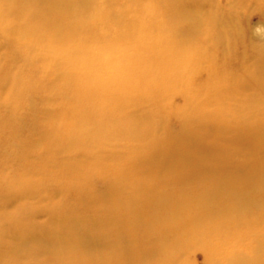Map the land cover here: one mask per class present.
I'll use <instances>...</instances> for the list:
<instances>
[{
  "label": "rangeland",
  "instance_id": "obj_1",
  "mask_svg": "<svg viewBox=\"0 0 264 264\" xmlns=\"http://www.w3.org/2000/svg\"><path fill=\"white\" fill-rule=\"evenodd\" d=\"M263 236L264 0H0V264Z\"/></svg>",
  "mask_w": 264,
  "mask_h": 264
},
{
  "label": "bare ground",
  "instance_id": "obj_2",
  "mask_svg": "<svg viewBox=\"0 0 264 264\" xmlns=\"http://www.w3.org/2000/svg\"><path fill=\"white\" fill-rule=\"evenodd\" d=\"M144 212V211H141ZM157 214V211H155V215ZM202 220V218H201ZM191 223H195L194 221ZM147 225V224H146ZM191 228V227H189ZM173 228H171L172 230ZM188 229V228H187ZM198 230V229H195ZM249 233H254V231L249 230ZM250 236V235H249ZM256 244V245H254ZM254 248H252L248 252L247 255H243L242 253H236L234 254L228 264H264V236L261 238V240H255L253 243Z\"/></svg>",
  "mask_w": 264,
  "mask_h": 264
}]
</instances>
